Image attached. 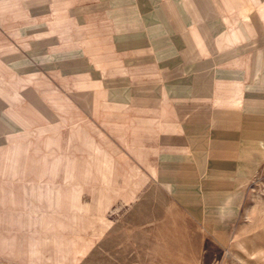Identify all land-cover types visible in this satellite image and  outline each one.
I'll return each mask as SVG.
<instances>
[{
    "label": "rangeland",
    "instance_id": "374dc122",
    "mask_svg": "<svg viewBox=\"0 0 264 264\" xmlns=\"http://www.w3.org/2000/svg\"><path fill=\"white\" fill-rule=\"evenodd\" d=\"M192 1L0 0V264H264V33Z\"/></svg>",
    "mask_w": 264,
    "mask_h": 264
},
{
    "label": "crops",
    "instance_id": "0c3cea01",
    "mask_svg": "<svg viewBox=\"0 0 264 264\" xmlns=\"http://www.w3.org/2000/svg\"><path fill=\"white\" fill-rule=\"evenodd\" d=\"M198 1L199 2L194 0V1H192V3L193 4H200V5L205 6L204 10H206V11H205V13H202V14L191 13L190 14V19L204 20V21L212 20L213 17L210 16L211 12H209V11L217 10V8L215 7L216 5H221V6H223V5L224 6H227V5H229V6H250L251 7L250 9H252V11L249 12V13H238L236 15L227 12L229 14H232L233 16H236V17H230L229 14H227L228 18H225L224 15H222V18H221L222 20L221 21H222V23L224 25V26H222V28H225V27L228 28L227 31H226L228 33L224 34V32L221 33V31H220V37H222L224 35L227 36V44H224L221 47L219 45L215 44L216 53H218V54L221 53L222 55H224V53H228V52L230 53L234 49H236V47H238L237 45H239L240 42L245 41V39H246L245 33H247L246 30H249V34H250L251 37L256 36L257 34H259V32H261V33L263 32L264 33V7H263L262 13H259L256 10V6H258V4L264 5V0H198ZM189 2L191 3V1H189ZM239 16H241V17H239ZM235 20H240L241 21V28L238 25H235V27L232 26V28L230 29L231 25L228 24L227 22L235 21ZM205 49L208 50L209 49L208 46ZM215 49H213V51ZM220 58H221V56H220ZM232 58H234V57H232ZM232 58H231V61L228 62V64L232 65V68H230V71H232L234 77L231 78V79H223V78H220L218 75H216L213 78V83H212V86L214 85V88H210L209 89V90H211V94H209L210 97L214 93L220 92V94H221L223 86H226L228 88H233L234 89V91H233L234 92V97H233L234 100H238V98H239V89L241 87H242L241 90L243 92L244 85L242 86V84H245L244 80L249 76V70H250V73H251V68H249V64H246L240 57H238L236 59H232ZM228 59H230V58H228ZM201 64H202V62H200V61L197 62L196 61L194 66H196V67L200 66L201 67ZM213 64H214V68H216V69L219 68V65H218L216 60L213 61ZM240 72H244V78H241V76L239 75ZM214 75H215V73H214ZM251 77H252V73H251ZM193 91L194 90H192L191 96H195L197 99H202L200 97L201 96L200 94H196V92H193ZM242 92H240V94ZM207 96H208V94H206L205 98H207ZM222 98H224V99H222ZM142 99L148 101L149 97L145 95V99H144V96H142ZM218 99H219V101L220 100H225L226 97H223V95L221 94L220 98H218ZM152 106H154V105H152ZM116 112L118 113V112H121V111H118L116 109ZM115 115L117 116V114H115ZM126 117H127V114H126V109H125V114H124L122 120L119 119V122L121 124L119 127L126 128V126L128 125V124L125 123L126 122ZM115 125L117 126L118 123L116 122ZM179 132H180V128H176V129H174L173 133L175 135V133L179 134ZM142 144H144V143H142ZM142 144H140V147L143 146ZM179 146H181V143H180V145L178 143V147ZM173 149H175V148H173ZM127 155L128 154L126 153V156ZM197 178L200 179V181H198L200 183V186L203 189H205L206 188V184L205 185L202 184V182H203L202 175L200 176V174H198ZM167 179H168L167 185H171V189L169 188L171 190V192H168L170 194V196L171 197H177L176 199H177V202L179 204L180 203L182 205L185 204V206L188 207V208L186 207V210L188 212L193 213L192 212L193 209L190 207V204L191 205H196L197 206L196 210H198L197 209L198 208V204L201 203L202 200L201 201H196V203L190 202L189 200H187V197L189 196L188 193H186L184 195V197L182 196L183 193L181 194L182 184H180L181 186L177 185V184L173 185L171 182H172V180L174 181L175 179H170V178H167ZM163 181H165V180H163ZM190 187H192V186H190ZM195 191H197V190H195ZM194 193H196V192H194ZM180 194H181V196H180ZM181 201H186V202H184V204H183ZM166 203L172 204L173 201L168 200V201H166ZM174 205H176V204L174 203ZM223 211H224V208H221V212L222 213H223ZM226 217L228 218L227 215H226ZM224 221L225 220H221L222 223Z\"/></svg>",
    "mask_w": 264,
    "mask_h": 264
}]
</instances>
